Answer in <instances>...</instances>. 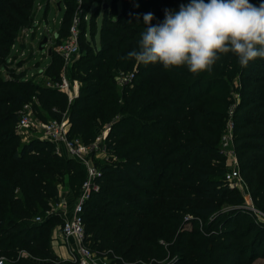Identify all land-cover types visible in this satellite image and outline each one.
I'll return each mask as SVG.
<instances>
[{"label": "trees", "instance_id": "1", "mask_svg": "<svg viewBox=\"0 0 264 264\" xmlns=\"http://www.w3.org/2000/svg\"><path fill=\"white\" fill-rule=\"evenodd\" d=\"M61 1L65 11L57 34L66 37L76 0ZM96 1L83 0L80 55L66 72L80 83L75 99L68 102L57 89L0 73V257L19 264H62L51 234L63 221L48 210L59 202L64 179L75 196L86 179L83 165L59 154L52 142L19 139L18 111L35 97L45 118L59 119L66 112L68 136L85 145L107 127L106 157L94 163L97 189L82 210L84 242L97 256L126 264H158L168 254L167 264H186L189 251L197 253L192 264L264 258V222L236 208L241 196L224 180L219 138L225 116L212 101L221 77L231 80L237 72L242 87L232 113L235 153L264 214V189L255 180L264 163V58L241 66L230 54H220L210 70L199 73L137 63L126 54L138 46L143 14L152 12L150 23H156L163 18L162 7L186 0H110L105 7ZM35 6L36 0H0V67L12 57L11 46L21 42L22 30L32 26ZM101 10L98 29L94 19ZM49 60L45 76L59 81L63 61L53 50ZM134 65L132 80L117 87L114 76ZM228 206L232 209L226 211Z\"/></svg>", "mask_w": 264, "mask_h": 264}, {"label": "clouds", "instance_id": "2", "mask_svg": "<svg viewBox=\"0 0 264 264\" xmlns=\"http://www.w3.org/2000/svg\"><path fill=\"white\" fill-rule=\"evenodd\" d=\"M152 18V12L143 14L138 46L126 54L137 63L199 73L220 54L232 53L241 66L264 58V0H186L165 8L158 22Z\"/></svg>", "mask_w": 264, "mask_h": 264}, {"label": "built area", "instance_id": "3", "mask_svg": "<svg viewBox=\"0 0 264 264\" xmlns=\"http://www.w3.org/2000/svg\"><path fill=\"white\" fill-rule=\"evenodd\" d=\"M47 5L50 3L53 4V6L57 7V9H60V5L57 6V3L61 4V0H42ZM82 0H76L77 3V10H75V17L78 13H80L82 4ZM77 18V17H76ZM74 18L72 20V24L69 29V38H67L65 41H63L60 44H56L53 49H47L44 52H42V57L39 62H43L49 55L48 53L53 50L56 54L60 56V58L63 61V70L62 75L60 77L59 81H47L46 87L54 88L59 90L60 92H63L67 95L68 102H71L73 99H75L79 95V89H80V83L78 80H71L67 76V69L69 68L68 62L73 60H77L79 58L80 52H79V45H78V23L79 19ZM41 24L34 20L31 27L26 28L22 30L21 32V42L20 48L15 52L12 53V57L10 56L7 60V64L0 67V73L4 78L10 77V74H17L20 75V78L22 81L26 82H33L35 84H40V78L41 73L45 75V69L42 67H39L38 70H36V62L31 61L30 58L34 59L38 53L39 47L36 46H30L29 50V57L26 58L24 49L28 47V43L26 42L27 37L30 33L32 34H38L39 40H42L43 38H46V41H50L49 43L52 44L51 35L49 33L48 28L44 27L42 28L40 26ZM40 45V44H39ZM13 51L16 50L15 46H11L10 48ZM20 58L24 63L22 65H17V60ZM25 58V59H24ZM14 62V64L10 65L9 62ZM38 61V60H37ZM35 62V63H34ZM71 63V62H70ZM13 65H17L18 67H13ZM9 70H11V73H9ZM44 71V72H43ZM35 73H38L35 75ZM46 77V76H45ZM116 81L120 86H123L125 84H128L132 80V74L126 75L125 73L119 72L118 75L115 76ZM47 78V77H46ZM49 79V78H48ZM47 79V80H48ZM51 80V79H49ZM38 105V102L35 97L32 98L30 102L25 103L21 109L18 111V121L16 124L17 130H33L39 136V139L44 141L52 142L54 145H62L65 148L66 155L69 158H73L77 161H79L86 173V179L81 187V194L77 198L76 203L74 204L71 212L69 215L64 219L63 223L59 227L60 235L63 238V240L67 241L68 239L73 240L75 242V254L74 264H126L123 262H118L117 260L111 261L108 260L106 257H99L97 256L84 242V223L82 219V210H83V204L86 199H88L90 192L97 189V186L92 183V179L96 176L98 173V170L94 164L93 161V152L96 151L97 147L96 143L100 139L105 138V133L103 135H99L96 140L89 144L85 145L77 138H70L68 136V130H69V118L66 112L62 113L61 117L59 119L53 118V119H45V121H42L41 118H36L33 114V108L32 105ZM39 119V120H38ZM45 122V124L43 123ZM222 139H224L223 146H227V137L222 136ZM59 147V146H58ZM105 148H103V152ZM57 151V150H56ZM223 151V150H222ZM58 152V151H57ZM59 153V152H58ZM224 154V152H223ZM239 177V173L236 170H227L225 173L224 180L227 182L228 185L235 188V184L233 183L234 180H237ZM35 221H40V218H35ZM22 254V253H21ZM0 264H8L5 257H0Z\"/></svg>", "mask_w": 264, "mask_h": 264}, {"label": "rangeland", "instance_id": "4", "mask_svg": "<svg viewBox=\"0 0 264 264\" xmlns=\"http://www.w3.org/2000/svg\"><path fill=\"white\" fill-rule=\"evenodd\" d=\"M170 1H173V0H170ZM179 1L182 2L181 0H179ZM96 2H100L102 4L105 3L107 5L110 4V0H97ZM81 4H83V0H82ZM179 4L180 3H173V4H168L165 7H162L163 6V2H161L162 16H163V10L165 8L177 9ZM41 5L42 6L43 5L46 6L47 4L44 1H41ZM49 6H50L49 7L50 9H48L47 18L42 20V25H43L42 28H44V27L48 28L49 32L51 33L59 25V22H60V20H61V18L63 16L64 11H65V3L63 1H61L60 11L57 9V7L53 6L52 3H50ZM76 6H77V3H75V6L74 5H73V7L71 6L70 9L72 10V8H73V10H77ZM95 8H96V4H94L92 9H95ZM119 8H120V4L118 3L117 9H119ZM35 9H36V7H35ZM102 11L103 10H101V12H99V14L96 17V19H94V22L96 23L98 29H99V25H100V22H101ZM70 16H71L70 17V19H71L70 26L72 24V20L74 18H76V17L79 19V23H81L80 22L81 21V16L79 15V13L75 17V13L72 12V15H70ZM89 17H90V14L88 12L83 17V22L88 24L89 23ZM79 23H78V27H77L78 33L80 32L79 30H80V25H81ZM90 24H91V29H92V22ZM87 26H88V29H89V25H87ZM69 29H70V27H69ZM57 32H58V29L56 30V33H54V34L51 33L50 34L51 35L50 37H51V40H52V44L49 43L50 41L48 40L45 44H42L40 46L39 44L42 42L43 39L38 41V39H39L38 38L36 40L37 44L35 46L37 48L39 47V50L41 49L40 51H38L36 57L34 58V59H36V63H39V60L41 58H43L42 57V52H44L47 49H53L54 46L56 45V43L60 44L63 41H65L67 38H69V34L68 35L66 34V37H64V36H62L60 34H57ZM88 32L89 31H87L85 37L89 40V33ZM36 35L38 36L37 33H36ZM95 42H96V45H97L98 44V35L95 36ZM14 46L16 48V50L14 51V53H15L20 48V44L17 42ZM29 50H30L29 47L24 49V53H25L26 57H28L30 55ZM228 54H230L232 57H234L236 59V57L232 53H228ZM48 59H49V57H47V60ZM17 61H18L17 65L18 64L22 65L24 63V61H22L21 58H20V60L18 59ZM72 61L73 60L70 61L71 63L68 62V65H69L68 70L70 69V67H72L73 63L76 60L74 62H72ZM9 64L12 65V64H14V62L13 61L9 62ZM17 65L11 66L12 67L11 69H13V67H15V66L18 67ZM39 67L40 66H37L36 70H38ZM135 69H136V66L134 65L132 71L127 72L125 74L129 75L133 71H135ZM9 73H11V70H9ZM37 74L38 73H35V75H37ZM118 74L119 73H117V75ZM41 76L42 77L40 78V84H39L40 86L46 85L47 81H49V82L52 81L53 82V80H49L50 78L49 79H48V77L46 78L43 73H41ZM231 77H232V79L228 80L225 76H222L221 77V79L223 80L222 84L219 83L218 84L219 88L213 91L215 93V95H216V98L212 99V101L214 100V103H215L216 107H218L219 109H222V112H223V114L225 116L224 123H223L222 130H221V134H220V138H219V147L224 152L223 155H224V158H225V163H226L227 170H236L239 173L238 179L234 180L233 183L236 186L235 189L238 191V193L241 196L242 202L236 208L240 209V210L244 209L245 211H247L248 214L250 215L251 219H253L255 221H258V222H264V214L261 212V210L256 205L255 201L253 200L252 192H251V190L249 188L248 182H247L245 176L241 173L240 166H239V163H238L237 158H236L235 145H234V141H233L235 134H234V123H233L232 113H233V109L235 107V104L240 100V96H241L240 88L242 87V82H241V79L238 76L237 72L233 73ZM114 81H115V84H116L117 87H122V86H120L117 83L115 76H114ZM33 108H35V109H33ZM32 109H33V114H34V116L36 118H38V117L41 118V115H43L44 118H45V115H44L45 113L41 110V108L38 105H34L33 104L32 105ZM45 119L48 120V119H51V118H45ZM45 119H42V121H45ZM43 123L45 124V122H43ZM17 131H18V133H17L18 137H19V139H21V141H27V140L32 139V138H39V136H37V134L33 130H26V131L17 130ZM104 133H105V135L107 134V127H103V129L101 130V134L100 135H103ZM222 136H226L228 138L227 139V142H228L227 146H223L224 139H222ZM96 145H97V147H95V148L97 150L95 152H93L94 163H95V161H98L100 163L106 157L105 153L102 151L103 148H104L103 139H100L99 141H97ZM58 146L55 145L56 150L58 152H59V150H61L62 154L65 155L64 154L66 152L65 148L62 145H58ZM255 175H256V178H255L256 185H257L258 189L259 188L260 189H264V163L256 170V174ZM80 191H81V188H80ZM80 194L81 193H79V195L75 196L74 192L71 191L70 188L68 187V182H67L66 179H64L62 181V183H60V200L59 201H60V204L63 203V205L68 206V209H71V206H72L71 204L74 205L76 203V200L80 196ZM57 204L52 205V207L48 210V214L57 213L58 212V208L59 207L56 206ZM60 204H58V205H60ZM229 209H232V207L228 206L227 208H225L226 211L229 210ZM187 228L189 229V227H187ZM59 232L60 231L58 230L57 234L55 233L56 237L59 236ZM70 244H71V242L65 241L64 246L65 245L69 246ZM166 246L167 245L164 244L165 248H166ZM74 254H75L74 251L67 250L66 252L64 251L63 254L61 252V256H59L60 257L59 259H60V261H62V264H74L75 263ZM25 255L26 254H24V253L22 254V256H25ZM196 255H197L196 252L189 251L188 252V256L186 258V261H185L186 264L194 263V259L192 260V258L194 256H196ZM168 256H169V254L167 255V257L162 258L159 261L158 264H167L170 261V259H171ZM5 258H6V261H7L8 264H17L18 263L16 261L12 260L11 258H8V257H5ZM126 263H128V262H126ZM140 264H144V263L141 262ZM212 264H225V263H218L217 259L214 258ZM247 264H264V258H257L254 261H252L250 263H247Z\"/></svg>", "mask_w": 264, "mask_h": 264}, {"label": "crops", "instance_id": "5", "mask_svg": "<svg viewBox=\"0 0 264 264\" xmlns=\"http://www.w3.org/2000/svg\"><path fill=\"white\" fill-rule=\"evenodd\" d=\"M41 1L42 0H36V9H35V20L41 24L40 26L42 27V20L43 19H46L47 18V14H48V8L45 6V5H41ZM41 21V22H40ZM54 23V22H53ZM60 23V22H59ZM59 27V25H58ZM58 27H56L51 33H56V30L58 29ZM50 33V32H49ZM50 33V34H51ZM55 36V35H54ZM56 37V36H55ZM38 39V36L36 34H32L30 33L29 36L27 37V40L26 42L28 43V47L30 48V46H35L37 44L36 40ZM39 41V39H38ZM14 54V51L12 52ZM50 53H48L49 55ZM15 55V54H14ZM26 57V56H25ZM29 57V56H28ZM26 57V58H28ZM49 57V56H48ZM25 59V58H24ZM31 61H35L36 62V59H32L30 58ZM49 59L47 60V58L45 60H43L42 63H36L35 66H40L42 67L43 69L45 67H47L48 63H49ZM34 62V63H35ZM60 149V148H59ZM59 154H62V151L59 150ZM65 155L64 156H67L66 155V152L64 153ZM63 155V154H62ZM60 204V201L59 203ZM56 205L58 206V212L57 213H50V214H54V215H58L60 217V219L62 221H64V219L69 215V213L71 212L72 208H73V204H71V209H68V206L66 205H63V203H61L60 205ZM62 207V208H61ZM61 226V224L59 225H56L53 230H52V234H51V247L54 251V253L56 254V256L58 258H60L59 256H61V252L63 254V252L69 250V251H74L75 252V242L73 240H70L68 239L67 242H71V244L69 246H64V243H65V240H63V238L61 237L60 235V232H59V236L56 237V234H57V231L59 230V227ZM56 233V234H55ZM73 243V244H72Z\"/></svg>", "mask_w": 264, "mask_h": 264}, {"label": "water", "instance_id": "6", "mask_svg": "<svg viewBox=\"0 0 264 264\" xmlns=\"http://www.w3.org/2000/svg\"><path fill=\"white\" fill-rule=\"evenodd\" d=\"M57 6H59V3H57ZM106 6V4H104L103 5V7H105ZM46 43V38H43V40H42V42L40 43V46L42 45V44H45ZM41 48V47H40Z\"/></svg>", "mask_w": 264, "mask_h": 264}]
</instances>
